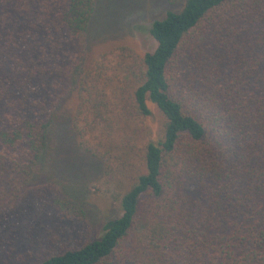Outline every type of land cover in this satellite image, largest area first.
<instances>
[{
    "label": "trees",
    "instance_id": "16d2710c",
    "mask_svg": "<svg viewBox=\"0 0 264 264\" xmlns=\"http://www.w3.org/2000/svg\"><path fill=\"white\" fill-rule=\"evenodd\" d=\"M165 1L0 0V264H264V0Z\"/></svg>",
    "mask_w": 264,
    "mask_h": 264
},
{
    "label": "rangeland",
    "instance_id": "374dc122",
    "mask_svg": "<svg viewBox=\"0 0 264 264\" xmlns=\"http://www.w3.org/2000/svg\"><path fill=\"white\" fill-rule=\"evenodd\" d=\"M134 4L133 6H129V4L123 3V7L125 12L127 11H139L143 10L145 14L140 15L138 18L135 19V29L134 33H124L120 38H117V40H121L126 42L127 45H130L134 47L139 53H145V52H152L156 49L157 43L156 41L150 36L148 33V28L154 22L156 19H159L163 16L164 10L170 9L168 7L165 0H133ZM121 10L115 9V18L117 16L118 23H122L123 20L120 17L119 14H121ZM98 45L94 46V48H97ZM95 51V49H94ZM94 53V52H93ZM150 108L153 111L152 117L149 119V124L153 130L156 131L159 126V116L158 111L156 109V106L153 104H150ZM89 166L83 167L84 170L88 168ZM86 177L85 180L90 181L89 186L87 187L86 192H88L89 199L85 201L86 204V210L90 211L88 213V216H85L86 219L84 221L76 220L73 218H67L66 224L71 225L76 223L84 222L87 224L86 221L91 222L93 219V213L96 215V212L94 211L95 208H100L103 211L101 219H106L108 216H118L119 210L118 207L113 202V192L110 187L107 185L100 183L99 181H96L95 176H93L92 172H85L84 173ZM83 175V174H82ZM59 177H62L59 175ZM42 178V182L49 181L50 179L47 176H41L39 179ZM97 216V215H96Z\"/></svg>",
    "mask_w": 264,
    "mask_h": 264
}]
</instances>
